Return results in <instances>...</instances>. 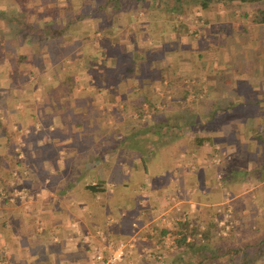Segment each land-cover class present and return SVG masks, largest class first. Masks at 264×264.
<instances>
[{
    "label": "crops",
    "instance_id": "obj_1",
    "mask_svg": "<svg viewBox=\"0 0 264 264\" xmlns=\"http://www.w3.org/2000/svg\"><path fill=\"white\" fill-rule=\"evenodd\" d=\"M19 2L22 6L28 4V7L31 2H37L40 7L44 5V0H0V31L4 29V16L19 11ZM243 9L244 7L234 9L238 11V17L243 14ZM201 11L205 15L208 12L207 9ZM231 12L232 10L227 14ZM256 24L258 23L250 22L252 28L257 27ZM139 28L142 34L138 39L140 43L143 38H148V30L145 26ZM128 41L132 45V39ZM190 42L189 50L201 47L199 42L196 45L192 40ZM104 69L105 67L100 68L97 76L68 74L73 83L66 89L53 86L65 74H42L46 80H50L44 91L41 90L47 96L43 116L35 113L38 109L35 106L32 110L35 114L31 112V116L36 118L27 120L30 121L26 123L29 129L23 134V144L18 149L15 148L16 158L23 164L22 170L27 173L24 181L28 185L21 186L25 190L32 188L33 197L28 201L27 210L14 201L8 203L7 200H0V264H89V255L94 246L101 247L106 239L116 240L129 236L134 230L131 222L140 224L146 220L147 224L138 229L141 237L137 239L136 250L140 251L143 244L150 245L152 240L160 241L162 234L180 231L185 235L190 230L186 227V222L172 220L180 216V209L196 225L209 223L215 204L232 199L235 203L241 199L244 201V196L241 197L244 183L250 180L256 190L264 187V166L260 165L259 160L255 162L257 153L260 150L262 153L261 141L254 135L255 131L259 134L263 130L264 119L260 120V115L256 112L254 115L257 123L253 128L257 130L254 129L252 135L241 131L240 124L244 120L240 116L243 107L237 106L241 103L240 97L237 100L233 98L232 101L226 99L228 92H233V81L224 83L223 89L219 88L218 96L221 101L210 105L211 102L206 100L208 106H202L213 111L231 112L230 116L219 118L217 130L206 129L208 125L198 124L197 116L185 121L187 134L174 141L180 146L176 150L175 146H171L174 147L173 151L168 150L167 140L158 143L157 140L162 137L158 130L168 126L171 127L170 131L176 128L169 133L175 139L178 136L177 129L183 126V122L175 121L171 125H164L155 119L149 122L148 118L131 116L135 111H141L142 103L145 102L137 104L130 101V98L145 92L141 90L148 87L147 82L153 79L150 74L134 73L121 78L117 74H103ZM219 75H230L232 79H255L243 81L244 91L250 96L247 99L253 102L251 109L264 112V74ZM82 76L92 83L77 87V79ZM195 76L190 81L192 85L198 79ZM214 77L217 78L215 74H202V82L198 80L195 83L199 84L198 95L201 96V92L206 97L211 95L210 92L215 89ZM222 80L220 79V84ZM235 93L238 92L234 91ZM157 105L159 104L155 108ZM123 110L127 111L129 120L116 115V112ZM198 110L203 109L199 107ZM23 111L31 110L23 108ZM210 122L212 120H208L206 124ZM31 134L34 136H30ZM196 134L207 135L209 139L193 142L191 138ZM210 143L219 145L218 149L210 148ZM184 147L186 149H182ZM234 151L246 155L247 164L244 167L251 169L249 178L244 170L228 171L224 167V159ZM215 154L219 157L218 161H209L208 157ZM26 155L31 161L24 164L23 157ZM193 162L198 165L194 166ZM22 170L14 169L10 178L17 179L22 175ZM256 174L262 175V178ZM99 180L103 191L92 193L85 187ZM238 184H242V189ZM231 188L236 191L233 192ZM260 194L262 198L259 197V201L264 206V190ZM161 209L165 212L163 216L159 215ZM162 217L166 218L173 231L160 226L159 219ZM98 229L106 233L102 240L96 235ZM181 238L180 241L175 240L176 245L169 252V257L172 255V258H167L170 262H164L167 259L154 261L139 256L134 264H198V258L195 261L187 259L186 263L175 262V258L183 259L184 253L192 247L187 246V243L199 239L194 237L189 242L184 241L182 245L179 244Z\"/></svg>",
    "mask_w": 264,
    "mask_h": 264
},
{
    "label": "rangeland",
    "instance_id": "obj_2",
    "mask_svg": "<svg viewBox=\"0 0 264 264\" xmlns=\"http://www.w3.org/2000/svg\"><path fill=\"white\" fill-rule=\"evenodd\" d=\"M95 1L96 0H94V2ZM32 2L29 7L27 4L22 7L23 9L18 11L20 16L19 19L12 21L16 37H12L13 39L11 41L0 39V44L1 42L3 43L0 45L2 46L0 47V119L6 125L5 133L0 135V157L4 156V159H2L4 164H1L0 168L1 173L4 175V182L0 183V186L4 188H8L9 180H11V172L14 171V169L22 170V168H24L21 161L15 164L14 160L9 158L11 154L10 145L18 149V147L23 144V134L27 133L29 129L26 127V123L30 121L27 120L36 118V116H31V112H33L32 110H34L35 106L38 108L35 113L39 116H43L45 104L47 103V96L43 91L44 87L50 84V80H46L44 77L45 75L42 74H63L65 70H67L69 74H78V76L87 74V65L99 60L98 48L101 46L100 43H104V40H107V38L103 37V32L94 30L92 22L98 20L99 16L93 15L78 17L77 19L74 18L75 21L67 24V26L63 24L58 29H54L50 33L51 35H49L51 41L48 46L52 45L49 49L46 45H40L38 43L39 38L37 39L34 35L27 37L28 32L24 31V27L27 25L26 27L34 28V23L37 24V26H39L38 23L40 24L45 21V23H47L49 17L45 14L44 8L49 9L55 3L60 5L64 4L65 13H73L75 15L84 11L87 8L84 4L93 2V0H44L43 7L37 6V2L33 4ZM169 2L171 1L143 0L136 3H127L121 0L120 11H114V15H109L111 6L104 4L106 10V12L103 13L106 14L105 21L110 23L111 19H114L113 23H110V27L113 28L110 40H116L114 42H116L117 48L120 50L130 48L131 44L128 41L129 39H132V44L137 47L139 46V49L144 46H150L156 53L152 56L153 58L150 63H148L149 67L146 68L147 72H152V69H157L158 67L162 69V75L160 77L157 76L156 78V76H154L152 80L147 82V85L149 84L148 87L142 86L143 89L141 91L145 90V92H141V95L147 96L148 101L141 100L140 102H145V105L142 103V111H135L131 116L138 118L140 116L141 119L148 118L147 121L149 122L150 120L153 122V119H155L164 125L167 123V125H171L175 121L178 123L183 122V126L177 129L176 134L178 133V136L175 139L172 137L174 135H170L169 133L175 131L176 128L170 131L171 127L169 128L168 126L158 130L160 131L159 134L162 136L157 140L158 143L167 140L168 150L174 148L171 146H175L174 150H176L180 145L178 144L177 146V143L174 141L184 138L187 134L186 132L188 129L184 124L185 121H190V118L192 119L197 116L198 124L208 125L206 129L217 130L219 127L217 125L219 118H222L221 116L225 117V115L228 117L230 116L231 112H223V110L213 111L204 107L208 106L207 102L209 101L211 102H209L210 105L216 101H221L218 96L219 88L223 89L224 83L233 81V92H228L229 95L226 99L232 101L234 100L233 98L237 100L236 98L240 97L239 100L241 103L237 106L243 107V113H241L240 116H242L244 120L240 124L241 131L252 135L254 129L257 130V128H253V125L257 123V117L255 118L254 114L257 112V115H260L258 118L262 120L264 119V112L261 110H252L253 107L251 104L253 102L247 99L250 96L246 95L244 91V83L250 79H232L230 75L226 77V75L219 74H264V23L256 24L257 27L252 28L249 21L250 12L259 3H254L253 5H248L247 3L232 4L227 7L212 4L210 8L207 9L208 12L205 15L192 0H183L181 8L178 7V1L174 0L172 5H168ZM260 3L264 4V2ZM171 6L182 11L175 12L174 14V10L169 9ZM243 7L244 11L248 10L247 15L242 16L240 14L238 17V11H234V9L239 10V8ZM227 10H232L231 14H227L229 12ZM4 18L5 28L9 22V17L6 15ZM225 18L230 20L227 21ZM180 22L185 25V33H183L184 31L177 33V30L174 29ZM225 23H227L226 27ZM140 26H145L147 28L148 38H143L139 43L138 39L142 35L140 33ZM154 29L159 31L156 30V32ZM185 36L188 37L187 43L190 45V40H192L194 44L199 42L201 44V47H199L200 49L196 48L193 51L192 49L194 48L190 50L181 49V47H185V44L180 47V45L184 43L183 40ZM58 37L61 38L58 39ZM28 39H30V41H28ZM136 41L137 43L135 44ZM200 41L204 42L201 43ZM36 45L37 47L39 46L38 50ZM79 45L80 47H77ZM86 52L88 53L85 56L84 54H86ZM33 53L37 56L32 57ZM22 54H24V56H21ZM89 54L91 58H89ZM52 56L53 59H49ZM155 58L157 59L155 60ZM158 59H160V63L157 61ZM209 60L210 62H208ZM104 72L103 74H113V69L110 66H105ZM34 74H36L35 77H33ZM190 74H200L201 76L196 77ZM202 74H215L217 76V78L214 77L216 80L214 85L215 89L210 92L211 95L208 94L209 98H207L208 95L207 97H202L203 92H201V96L197 94L200 92L197 88L199 84L197 85L195 83L198 80L202 82ZM93 76H97L96 71L93 73ZM194 76L198 79L192 85L190 81ZM212 79H210V81H212ZM220 79H223L221 81L222 84L219 83ZM205 80L207 79L205 78ZM244 80L245 82H243ZM254 80L255 79L251 78L250 81ZM77 81L79 83H77V87H79V85L80 87L88 86V82L92 83L84 76L79 77ZM103 81L105 82V80ZM108 81L110 82V79ZM100 82L99 80L98 83ZM42 89L43 91H41ZM234 91L238 93L234 94ZM183 92H187V95L184 96ZM239 93L241 94L236 96ZM200 98H203V101H199ZM22 104H25L27 107H22ZM156 104L159 105L155 108ZM203 105L206 106L202 107ZM199 107L203 110L199 111ZM23 108H29L31 111H23ZM11 110H13V113ZM123 111L116 112V115H119L121 119L124 118L129 120L130 117H128L127 111ZM208 120H212V122L206 124ZM258 123H261V121ZM222 128L225 129V127ZM262 129L261 135L264 136V127ZM256 133L255 131L254 135H256ZM30 136L34 135L31 134ZM164 145L165 143L161 144L159 147L162 148ZM210 146V148H212L214 144ZM182 149H186V147ZM187 149L189 150L190 148L187 147ZM23 151L26 152L24 147ZM23 158L24 164L29 161L27 155ZM246 159V155L243 156L240 151H234L230 156L224 159V167L228 171L235 170L236 172L237 170H244L248 173L246 174L248 176L251 169H246L247 167H244V165L247 164L245 162ZM258 160L260 165L264 163V153H261V150L257 153L255 162ZM195 164L198 165L197 163ZM195 164L193 162L194 166ZM21 174L22 175L17 179L12 178L13 182L19 186L24 184L28 185L27 181H24L27 173L22 170ZM13 175L17 176L16 172ZM262 184H264V181ZM238 186L242 189V184H238ZM243 186L244 191L241 197L245 196L244 201L241 199L235 203L234 199L231 201L227 200V203L230 204V218L232 219V223L226 233L219 234L216 231V224L211 221L209 223L204 222L205 227L202 233L203 240H195L192 242L193 246L189 247L188 251L184 253L183 259H181V257L179 259L173 258L176 263H186L187 259L195 261V259L197 260L202 254L215 251V247L219 250H224L226 244L230 246H240L244 242H247L248 246L240 247L241 253L239 252L237 257H235V264H264V254L262 258L253 260V258L256 257L257 250H254L256 245H250V242L256 241L257 237L263 236L264 234V206L263 202L259 201V197L262 198L260 193L261 190H264V187L256 190L257 188L252 186L250 180L244 183ZM32 190V188L26 190L30 195V197H27L30 201L33 197ZM234 191H236V189L233 190V192ZM1 199L2 198H0V200ZM9 202L10 201H8V203ZM14 202L20 204L23 209L27 210L23 206V203H21V200L15 199ZM242 204H246V206L243 207ZM223 205L225 204L223 203ZM236 206L239 208L241 207V210L244 209L243 212L252 214V216L249 224H243V226L241 225L233 232L231 228L234 223L237 222V218L239 219V217H241V220H245V222L248 221L247 215L240 216L237 213H235L236 215L233 214V209ZM243 212L241 211L242 214H244ZM248 225L249 228L247 227ZM224 236H227L226 240H224ZM179 244L183 245L184 242L181 241ZM225 257V255H219L221 264H225ZM169 258H172V255ZM169 260L170 259H167L164 262H170Z\"/></svg>",
    "mask_w": 264,
    "mask_h": 264
},
{
    "label": "trees",
    "instance_id": "obj_3",
    "mask_svg": "<svg viewBox=\"0 0 264 264\" xmlns=\"http://www.w3.org/2000/svg\"><path fill=\"white\" fill-rule=\"evenodd\" d=\"M124 1L127 3L128 2H135L136 3V2H141L143 0H124ZM169 1H171V2H169L168 5H172L174 0H169ZM175 1L179 2L178 7L181 8L183 0H175ZM192 1L200 9H208V8H210V6L212 4H217L219 6H226L227 7V6H230L232 4L247 3L248 5H253L254 3H259V4H257V6H255L253 8V10L250 12V14L248 13L249 14V21L253 22V23H258V24L264 23V4L260 3V2H264V0H192ZM104 4H108L111 6V9L109 10V15H114V11L117 12L119 10V8H121V5H120L121 0H101V1L96 0L95 2L93 0V2H87L86 4H84L87 7L84 11H81L79 14L74 15L73 13L72 14L71 13H65V5L64 4L60 5V4L55 3L49 9L44 8L45 14L48 15V17H49L47 20L48 21L47 23H45L46 21L43 23H40V24L38 23L39 26H37V24L34 23V25H35L34 28L26 27L27 26L26 25L24 27V29H25L24 31L28 32L27 37H29L30 35L31 36L34 35L37 39L39 38L38 43L40 45H44V46L46 45V47H48V49H49L52 46V45L48 46L49 42L51 41V37H49V35H51L50 33L54 29H58L63 24L67 26V24L75 21L74 18L77 19L78 17L97 15V16H99L98 17L99 19L94 20L92 22V25L94 26V30L103 32V37L107 38V40L106 41L104 40V43H100V45L102 47L100 46L98 48V50H99L98 54L100 57L99 60L97 62H94L92 64L87 65V67H86V70H87L86 73L87 74L93 75V73H95V71L97 72V74H99L98 70L100 68H103L105 66H110L113 69V74L120 75L121 78H123L124 76L126 77L130 74H134V73L150 74V76L152 78H154V76H158V77L161 76L162 75L161 74L162 69L159 67L157 69H152V72H147V70H146V68L149 67L148 63H150L151 59L153 58L152 56H154L156 53L155 50L151 49L152 47H150V46L145 47L144 46V47H141V49H139L136 45L132 44L130 48L120 50L119 48H117L118 46L116 45V42H114L113 40H110L111 36H112L111 31L113 32V28L110 27V23H113L114 19H111L110 23L105 21V17H106L105 15L106 14H103V13L106 12V10H105ZM22 5L23 4H21L19 2L20 9L23 7ZM169 9L174 10V14H175V12H181L182 11V10H178V9H176V7H172V6ZM171 12H173V11H171ZM242 15L246 16L247 11L246 10L243 11ZM8 17H9V22L7 24V27H5V28L3 27L4 29H2V31H0L1 38L4 39L5 41H11L13 38L16 37V32L13 29L14 25H13L12 21L20 18L18 12L16 14L8 15ZM226 24L227 23H225V27H226ZM30 25H32V24H30ZM47 26H50V27H47ZM108 29H110V30H108ZM174 29L177 30V33L181 32V31H184L183 33H185V25L181 22ZM11 31H13V32H11ZM60 38L61 37H58V39H60ZM187 39H188V37L185 36V39L183 40L185 47H181V46H184V44H181L180 45L181 49H189L190 44L187 43V41H188ZM28 41H30V39H28ZM164 43H165V41H164ZM2 44L3 43L1 42L0 45H2ZM87 53L88 52H86V54H84V55L86 56ZM0 55H1V53H0ZM84 55H82V56H84ZM21 56H24V54H22ZM33 56L36 57L37 55H35L33 53L32 57ZM89 58H91L90 54H89ZM139 58H140V61H139ZM49 59H53V56L50 57ZM63 74H65V76H63L62 79L57 80L56 83L53 85L54 87L66 89L73 83V80L70 77V75H68L69 72L67 70H65L63 72ZM183 95L186 96L187 92H183ZM202 97H205V94ZM130 99H131L130 101H134V103H137V104H139V102L141 100H147L148 101L147 96H143V95H134V96H131ZM199 101H203V98H200ZM5 131H6V125L0 119V135H3L5 133ZM261 131H263V130H260L259 134L256 133L255 138H257L261 141L260 145H261L262 153H264V139L261 137V134H262ZM191 139L193 140V142L199 143L203 139H209V137L207 135L196 134V135L192 136ZM10 147H11L10 148L11 154L9 155V158L13 159L15 164H18L20 161L16 158L17 150H15L13 145H10ZM0 158H1L0 159V168H1V164L2 165L4 164L3 160H2V159H4V156H1ZM29 161H31V160H29ZM261 165L264 166V163H262ZM256 173H257V170H256ZM257 176L259 178H262V175H257ZM2 182H4V175L0 171V183H2ZM101 184H102V182L99 180V181H97V183L87 184L85 187L92 193L101 192V191H103V187L101 186ZM245 200H246V198H245ZM241 211L243 212L244 209L241 210V207L239 208L236 206L233 209V214L236 215L235 213H237L240 216L241 215H243V216L247 215L248 221L245 222V220H241V217H239V219L236 217L237 222L234 223V225L231 228L233 230V232L235 230H237V228L240 227L241 225L243 226V224H249L250 223V219H251L252 214H249V213L247 214L245 212H243L244 214H242ZM245 211H247V210H245ZM247 227L249 228V225ZM229 235H231V234H229ZM223 238H224V240H226L227 236H224ZM181 241L184 242V238H181ZM186 245L187 246H193L192 243H189V244L187 243ZM250 245H256L254 250L255 249L257 250V254H256V257L253 258V260L257 259V258H259V259L262 258L263 254H264V234H263V236L257 237L256 241L250 242ZM241 246H244V247L248 246V243L244 242L240 246H230V245L226 244L224 246L225 247L224 250H219V249H217V247H215V251L208 252L206 254L201 255V257L198 258L197 263L198 264H221V261L219 260V255H225L226 256L224 259L225 264H235V257H237V254L239 252L241 253V249H240Z\"/></svg>",
    "mask_w": 264,
    "mask_h": 264
},
{
    "label": "built area",
    "instance_id": "obj_4",
    "mask_svg": "<svg viewBox=\"0 0 264 264\" xmlns=\"http://www.w3.org/2000/svg\"><path fill=\"white\" fill-rule=\"evenodd\" d=\"M145 105V104H144ZM146 110V109H145ZM142 111V109H141ZM212 149H218V145L214 144ZM219 159L218 155H212L208 157L209 161L217 162ZM192 166V164H189ZM15 174V172H13ZM30 197L29 193L19 185H16L13 180H9L8 188H4L0 186V198L13 202L15 199L21 200L23 206L25 208L28 207V198ZM223 203L225 205H223ZM164 209V208H163ZM159 214L163 216L164 211ZM166 209V208H165ZM164 209V210H165ZM178 209V208H176ZM180 216H176L172 218L174 221L186 222L187 228L190 230L182 235V233H169L162 234L159 240H152V244L150 245H142L140 251L136 250V242L141 235L138 233V229L141 226H145L147 221L144 220L142 223L138 224L137 222H131L132 228H134L133 232L129 236L121 237L116 240L106 239L104 243H102L101 247L94 246L93 251H91L89 255V264H134L136 257L144 256L145 258L154 260V261H164L168 256L170 250L175 247L176 239L177 241L181 236H183L185 242L191 241L194 237L203 239L202 233L204 232L205 224L204 222L195 224L192 220H188L187 213L180 209ZM160 226L166 228L167 230L173 231L170 228L172 227L166 222V218L162 217L159 219ZM210 221L217 226V233L225 234L228 230L229 226L232 223V219L230 218V204L227 203V200L215 204L213 211L210 215ZM170 226V227H169ZM96 235L99 236L102 240L106 237V233L104 230H96ZM201 239V240H202Z\"/></svg>",
    "mask_w": 264,
    "mask_h": 264
}]
</instances>
